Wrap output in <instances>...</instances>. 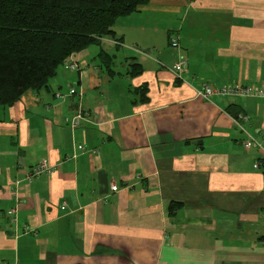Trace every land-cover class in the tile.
<instances>
[{
	"label": "crops",
	"instance_id": "0c3cea01",
	"mask_svg": "<svg viewBox=\"0 0 264 264\" xmlns=\"http://www.w3.org/2000/svg\"><path fill=\"white\" fill-rule=\"evenodd\" d=\"M205 82L264 88V0H150L0 105V264H264V97Z\"/></svg>",
	"mask_w": 264,
	"mask_h": 264
},
{
	"label": "trees",
	"instance_id": "16d2710c",
	"mask_svg": "<svg viewBox=\"0 0 264 264\" xmlns=\"http://www.w3.org/2000/svg\"><path fill=\"white\" fill-rule=\"evenodd\" d=\"M150 0H0V105L41 90L68 58ZM106 61V52L100 53Z\"/></svg>",
	"mask_w": 264,
	"mask_h": 264
},
{
	"label": "built area",
	"instance_id": "2783aa9c",
	"mask_svg": "<svg viewBox=\"0 0 264 264\" xmlns=\"http://www.w3.org/2000/svg\"><path fill=\"white\" fill-rule=\"evenodd\" d=\"M170 44L173 48L177 49L180 46L179 38L173 33H170ZM68 67L71 70L79 71L82 66L78 61L70 60L67 62ZM187 67V59L185 56H180L179 60L176 61L173 65L169 67L177 79H182V72ZM76 88L72 87L70 89V94H75ZM198 94L205 99H210L213 96L221 97V96H256V97H264V88L258 86H249V85H241L237 83H229L221 86H216L210 83H203L202 88L198 90ZM57 96H60V93L57 92ZM82 117L81 112L69 123L71 127H76L79 124L80 118ZM250 120L249 114H240L238 117L234 119L235 124L245 133H247L246 139L243 141V145L245 148H250L252 146H261V143L258 142L248 131H247V122ZM262 136L264 139V131L262 132ZM79 147L84 150V145H79ZM258 166V164H257ZM52 164L43 160L32 166L30 170L27 172V178L31 179L33 177H37L44 172H52L54 169ZM114 190L118 189V185L114 184L112 186ZM65 207V204L64 206ZM8 214L11 216L12 220H16L17 208L14 207L8 211Z\"/></svg>",
	"mask_w": 264,
	"mask_h": 264
},
{
	"label": "rangeland",
	"instance_id": "374dc122",
	"mask_svg": "<svg viewBox=\"0 0 264 264\" xmlns=\"http://www.w3.org/2000/svg\"><path fill=\"white\" fill-rule=\"evenodd\" d=\"M172 47V46H171Z\"/></svg>",
	"mask_w": 264,
	"mask_h": 264
}]
</instances>
